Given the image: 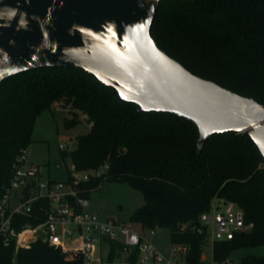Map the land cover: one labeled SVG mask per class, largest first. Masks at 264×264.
<instances>
[{
    "label": "trees",
    "instance_id": "obj_1",
    "mask_svg": "<svg viewBox=\"0 0 264 264\" xmlns=\"http://www.w3.org/2000/svg\"><path fill=\"white\" fill-rule=\"evenodd\" d=\"M152 36L193 74L264 106V0H162ZM61 103L70 108L66 130L80 125V115L92 125L63 158L77 172L109 166L107 178L89 183L85 197L106 182L129 183L145 198L132 222L146 230L168 229L171 242L185 248L187 264H205L208 233L199 219L221 200L241 209L250 230L215 242L213 260L225 263L234 248L264 245V161L246 137L217 135L201 149L193 123L141 113L78 69H43L0 84V200L18 157L32 143L37 117ZM41 205L47 203L34 209ZM42 221L44 214L17 229ZM0 264L80 263L41 240L28 249L0 240ZM240 264H264V257L248 256Z\"/></svg>",
    "mask_w": 264,
    "mask_h": 264
},
{
    "label": "water",
    "instance_id": "obj_2",
    "mask_svg": "<svg viewBox=\"0 0 264 264\" xmlns=\"http://www.w3.org/2000/svg\"><path fill=\"white\" fill-rule=\"evenodd\" d=\"M161 1L0 0V84L43 69H78L141 113L193 123L201 149L214 136L237 133L264 161V106L193 74L158 46L152 27Z\"/></svg>",
    "mask_w": 264,
    "mask_h": 264
},
{
    "label": "built area",
    "instance_id": "obj_3",
    "mask_svg": "<svg viewBox=\"0 0 264 264\" xmlns=\"http://www.w3.org/2000/svg\"><path fill=\"white\" fill-rule=\"evenodd\" d=\"M81 119L92 126L87 116L82 115ZM60 149L68 151L69 147L61 145ZM108 172L109 166L104 165L86 172L74 170L68 183L42 182L41 169L31 163L28 149L23 150L0 200V240L5 246L15 244L17 249H28L41 240L78 259L80 264H187L185 248H174L172 259H166L153 246L150 238L156 230L113 218L103 220L89 211L90 199L84 196L86 187L106 179ZM42 201L47 206L41 205L36 211L34 205ZM41 214L44 221L38 225L17 229L21 221H35ZM199 222L213 244L233 240L238 233L250 230L241 209L225 200L217 202Z\"/></svg>",
    "mask_w": 264,
    "mask_h": 264
},
{
    "label": "rangeland",
    "instance_id": "obj_4",
    "mask_svg": "<svg viewBox=\"0 0 264 264\" xmlns=\"http://www.w3.org/2000/svg\"><path fill=\"white\" fill-rule=\"evenodd\" d=\"M69 111L70 108L61 103L45 110L36 119L28 154L33 166L41 169L42 177L40 179L42 182L53 180L68 183L75 170L71 160L63 158V153L75 151L77 137L87 134L90 127L87 122L82 121V115H80V125L75 129L66 130L63 121L65 118L71 117ZM61 145L68 146V151L61 150ZM89 202V211L101 216V219L113 218L131 223L136 211L145 204V198L129 183L110 181L106 182L100 190L94 191ZM155 233L150 238L151 242L166 259H172L174 248L182 249L181 246L171 242L168 229H156ZM248 256L264 257V245L239 246L231 251L227 262L218 263L213 260V243L208 238L203 248L202 257L206 264H240L242 259Z\"/></svg>",
    "mask_w": 264,
    "mask_h": 264
},
{
    "label": "crops",
    "instance_id": "obj_5",
    "mask_svg": "<svg viewBox=\"0 0 264 264\" xmlns=\"http://www.w3.org/2000/svg\"><path fill=\"white\" fill-rule=\"evenodd\" d=\"M100 218H102L101 216H99Z\"/></svg>",
    "mask_w": 264,
    "mask_h": 264
}]
</instances>
